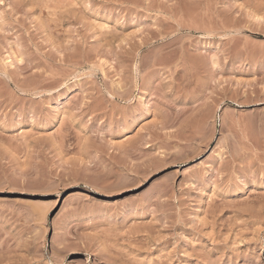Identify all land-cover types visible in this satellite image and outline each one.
Instances as JSON below:
<instances>
[{
	"label": "rangeland",
	"instance_id": "1",
	"mask_svg": "<svg viewBox=\"0 0 264 264\" xmlns=\"http://www.w3.org/2000/svg\"><path fill=\"white\" fill-rule=\"evenodd\" d=\"M0 264H264V0H3Z\"/></svg>",
	"mask_w": 264,
	"mask_h": 264
},
{
	"label": "snow or ice",
	"instance_id": "2",
	"mask_svg": "<svg viewBox=\"0 0 264 264\" xmlns=\"http://www.w3.org/2000/svg\"><path fill=\"white\" fill-rule=\"evenodd\" d=\"M3 2V0H0V3H2Z\"/></svg>",
	"mask_w": 264,
	"mask_h": 264
}]
</instances>
